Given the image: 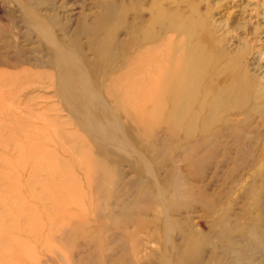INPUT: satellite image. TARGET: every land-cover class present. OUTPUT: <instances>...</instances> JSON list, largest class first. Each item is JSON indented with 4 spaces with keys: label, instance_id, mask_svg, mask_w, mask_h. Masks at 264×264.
<instances>
[{
    "label": "bare ground",
    "instance_id": "6f19581e",
    "mask_svg": "<svg viewBox=\"0 0 264 264\" xmlns=\"http://www.w3.org/2000/svg\"><path fill=\"white\" fill-rule=\"evenodd\" d=\"M13 1L20 6L27 29L50 51L43 71L36 73L47 77L52 89L51 98L56 101L50 108H59L65 114L52 117L43 110L27 108L19 114L3 115L9 104L1 95H13L14 84L39 75L30 70L0 72V149L12 146L17 152L14 160L13 155L0 151V179L8 181L3 184L5 191H15L18 199H24L14 208L24 219L28 234L37 237L46 223L61 227L59 233L71 231L65 243L56 240L53 231L45 236L49 252H61L65 262L69 259L65 252L74 249L77 238L94 231L100 243L107 240L104 249L98 245L100 254L112 251L108 245L111 238L128 247V252L111 258L109 264H152L147 257L146 262L139 258V245H143L137 233L161 246L164 253L158 264H264L256 260L257 254L264 257V230L260 229L261 223L264 225V201L255 181L264 175V159L250 174L251 183L232 198L238 212L231 214L229 206L211 209L219 219L210 224L208 233L199 232L194 224L195 212L191 210L195 198L190 199L192 193L183 188L189 198L181 193L182 185L177 183L180 176L175 177L185 172L196 178L202 176L207 169L206 153H211L214 142L225 139L228 144L243 138L255 115L264 118L248 68L241 58L226 53L208 17L196 9L189 14L182 12L175 0L104 4V12L98 13L93 23L82 24L79 35L71 37L73 52L53 36V29L61 25L57 16H42L22 1ZM167 2L173 5L172 10ZM187 2L190 0L181 3ZM139 6L145 7L149 16L144 18ZM82 35L89 38L86 46L80 41ZM4 132L6 135H2ZM4 136L6 142L2 143ZM160 139L166 144L160 146ZM164 155L168 163L157 159ZM178 161L184 166L174 167L172 163ZM123 164L135 170L138 196L146 197L148 206L135 210L126 204L120 214L112 211L108 215L105 227L95 226L89 231V220L66 206L73 204L97 217L112 195L103 197L102 188L106 184L114 188L121 181ZM15 168L28 175L25 189L30 200L21 195L23 185L15 176L19 171L13 172ZM163 169L168 172L165 180L160 179ZM77 171L85 176L87 188L96 190L90 196L91 207L84 204L85 193L80 182L74 180ZM4 207L0 201L1 249L9 244L6 228H17L16 223L8 224L10 215ZM116 231L118 235L113 237ZM14 240L6 251L0 250V264H26L17 255L18 247L35 262V252L27 240ZM151 253L155 252L150 251L148 257H154ZM98 257L95 264L103 263V257Z\"/></svg>",
    "mask_w": 264,
    "mask_h": 264
},
{
    "label": "rangeland",
    "instance_id": "374dc122",
    "mask_svg": "<svg viewBox=\"0 0 264 264\" xmlns=\"http://www.w3.org/2000/svg\"><path fill=\"white\" fill-rule=\"evenodd\" d=\"M20 1L39 11L40 15L42 16H57L58 21L61 25L53 29V36L58 41L65 43L66 47L73 52L75 51V49L70 46L71 37L79 35V30L84 25H86V23L87 25L93 23L95 16L98 13L104 12V9L102 7L104 4L108 5L116 2H122V0ZM139 1L141 2L140 4L144 5L143 2H149L150 0ZM175 1H177L178 4H181L179 9L184 13L189 14L190 10L196 9L202 15L208 17L207 20L210 23L215 38L221 40L226 53L228 52L229 54H231V56L241 58L243 64L248 68L249 74L252 77L254 84L256 85V94L259 97V102H261V106L264 110V0H190V2L187 3H181L183 2V0ZM167 3V8H170L172 10L173 5ZM144 8L145 7L142 6L138 7L139 13L144 12L145 15H141L146 18L147 16H149V12L144 11ZM61 28H64L65 30L63 31L61 30ZM88 39L89 38L86 35H82L80 41L81 43L83 42V44H85L84 46H86ZM85 54L89 57V59H93L90 51L86 50ZM50 55V51L45 48L44 44L37 40V37L33 33H30V31L27 29V20L23 17L20 6L13 0H0V72H21L22 70H30L33 75H39L35 79H24L22 80L23 83L18 81L17 84H14L12 92L13 95L9 96L10 94L6 92L1 95L2 97H4V100H7L6 102H8L9 104V108L6 107L3 115L13 112L19 114L22 109H24V111H27V108L28 110H32L35 108V111L43 110L47 113V115L49 114V116L52 117L58 116V114L65 115L64 113H61V110L59 108H57V111L55 108H50V106L52 107V104H54V102L56 101L54 98H51L52 89L48 87L47 77L45 79L44 75L40 77V74L36 73V71H43L41 67L47 64ZM43 76L44 78H42ZM25 83L26 85L24 86ZM5 90H7V88H5ZM46 97H48V99H46ZM46 107H49V109ZM48 111L52 112L50 113ZM2 135H6V132H4ZM243 136V138L240 137L234 141L230 140L228 144L225 143V139H220L217 142H214L210 149L211 153H206L209 156L207 159L208 163L205 165L207 169L203 175L201 174L202 176L198 175L196 178V175L192 176L188 172L175 176L178 178L180 176L179 179L183 181L180 182V180L178 181L176 179L180 187L182 185L181 193H183V195L187 198H195V200H193L194 203L192 202L193 210L191 211L195 212L193 221L197 226L199 232L208 233V227L210 226V224L219 219V214L212 215L210 211L216 210L217 208L219 209L220 207L222 208V206H229V208L232 207L233 210L230 211L231 214H234L233 212L239 211V208L234 205L232 198L234 199L236 195H238L240 189L244 185H247V183H251L250 174H252L258 167V165H260L259 161L264 159L262 155L264 151V118L260 117L259 115H255L253 123L246 128ZM5 138L6 136L1 138V141H3L2 143L6 142ZM159 141V143H161L160 146L166 144V141H164L163 139H160ZM14 150L15 149L12 146L9 147V150H3L2 148L0 149V151H5L6 155L8 154L9 157L13 155V159L15 160L17 152L15 153ZM163 157L164 159H162ZM163 157L157 159H161L164 161L168 160L166 158V155H164ZM157 161L159 162L160 160H156L155 162ZM172 164L174 167H181V165L184 166V163H180V161L175 163L173 162ZM164 169L160 173L161 180H165L166 176L168 175L167 170ZM21 171L22 170L18 168L13 169V172H18V176L16 174L15 176L17 180L20 181V183L23 185V188H21V195L27 197V199L29 198L30 200L29 191H27L28 189H25V182L28 179V175L24 176ZM119 172L122 174L121 176V174L119 173V179L121 181L117 180L118 182H120L115 183L114 188H109L107 184L102 188L101 195L103 197H106V195L108 196L109 194L112 195L111 200L106 202L107 208L101 211L99 210V214L97 213L98 216L96 215L97 217H92L91 214L87 211L79 210V208H77L73 204H68L66 206V209H68L69 211L80 214L83 218L89 220V223L91 224L90 227L92 228L89 229V231L96 229L95 226L101 227L100 229L105 227V223L108 222V215H110L112 211H114L115 215L120 214L125 209L126 204L129 207L131 206L130 208H134L135 210H138V208L139 210H145L148 206V203H146L148 201L145 199L146 197L143 198L142 196L141 198L138 196L139 188L137 186L135 187V180L137 177H135V170L130 169L128 165L123 164L120 167ZM185 176L187 177V179ZM41 177L45 178L46 176L42 174ZM184 179H186L188 183ZM1 180L2 179H0V201H3L5 205L3 209L4 212H8V214L10 215L8 217L9 221L7 222L8 224L16 223L17 226L16 230L6 228L5 236L9 240L8 243L15 244L14 238L27 240V244H29V246L35 252L34 255H36V258L34 260L35 262H32V260H29V257H26L24 251L18 247L16 251L17 255L24 263L95 264L98 263L95 261H97L96 258L99 256V260L103 257L101 261L103 260V263L109 264L111 258H116L124 254V252H128V247L126 244H124V242L120 244L121 241H119V243L116 242L118 240L115 241V238H109L110 240L108 241V245H110L109 249H111L112 251L104 250L100 254V252H97V250H99L98 245L101 244V248L104 249L106 247L107 243L105 242H107V240L100 243V239L96 238L98 232L93 233V231L92 233L87 232L88 234L85 235V237L77 238V240L75 241L76 246L74 247V249L69 252H65L67 257H69L68 261L65 262L63 256L61 255V252H58L56 254L49 252V248L47 249L48 246L45 236L49 230L53 231L54 238L58 241L63 240V242L65 243L66 241L70 240L69 237L71 231H68V233L67 231H64L65 233L61 231L59 233V229L61 227H58L57 225H49L48 223H46L45 227L37 237L29 235L27 232V228H25L26 225L24 219L19 216L17 209L14 208L15 204H18L21 200L25 202L24 199H18L17 197H19V194L15 191H5L6 187L3 184H7L8 181L5 180V182H3ZM74 180L80 182L79 184L82 187L81 189L85 193L84 204L87 207H91L90 196H93L94 193H96V190L87 188L85 176L79 171L76 172V177ZM255 181L263 191L262 200L264 201V175L261 178L255 179ZM84 182H86V185L84 184ZM14 183L19 184L17 182ZM182 188L186 193L192 194L189 196L188 194L183 192ZM134 189H136L137 192ZM138 198L140 199V201ZM121 200L122 202H119ZM216 201L217 203L215 204ZM218 201H220L221 203ZM35 202L38 204V201H34V203ZM141 202L142 205H140ZM130 203L132 205H130ZM229 203L231 204V206ZM1 212L2 210L0 208V214ZM252 213L254 215L253 217L255 218L257 214L254 207L252 209ZM182 214L183 216H185L184 213ZM101 216L102 218L99 219ZM260 226V229L264 230V225H262V223ZM112 233L113 237H116L118 235L116 234L117 231ZM136 238L139 239L141 241V244L143 245V247L139 245L140 260L142 262H146L147 259L145 257H147L149 258L150 262H152V264L160 263V258L162 257V253H164L161 250V246L158 243H155V241L145 240L146 237L143 233H137ZM263 240L264 239H262L261 247L264 250ZM9 244H5L2 249L0 248V250L6 251L7 248H9ZM211 250L212 249L210 248V251ZM150 251L155 252L151 253L152 256L154 255V257H148V253ZM210 251L207 249L208 255H210ZM219 252L220 247L218 248V253ZM127 258L129 259L128 256ZM256 260L264 263V257L262 258L260 254H257ZM103 263L101 262L100 264Z\"/></svg>",
    "mask_w": 264,
    "mask_h": 264
}]
</instances>
